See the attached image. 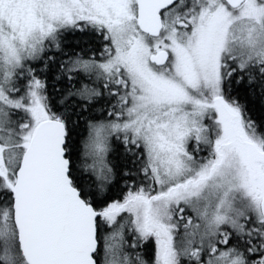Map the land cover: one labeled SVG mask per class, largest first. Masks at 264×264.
Listing matches in <instances>:
<instances>
[{
    "label": "snow or ice",
    "instance_id": "snow-or-ice-1",
    "mask_svg": "<svg viewBox=\"0 0 264 264\" xmlns=\"http://www.w3.org/2000/svg\"><path fill=\"white\" fill-rule=\"evenodd\" d=\"M0 264H264V0H0Z\"/></svg>",
    "mask_w": 264,
    "mask_h": 264
},
{
    "label": "trees",
    "instance_id": "trees-1",
    "mask_svg": "<svg viewBox=\"0 0 264 264\" xmlns=\"http://www.w3.org/2000/svg\"><path fill=\"white\" fill-rule=\"evenodd\" d=\"M256 107H258V104L256 105Z\"/></svg>",
    "mask_w": 264,
    "mask_h": 264
}]
</instances>
